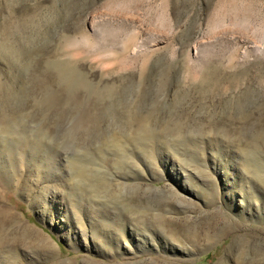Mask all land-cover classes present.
Returning <instances> with one entry per match:
<instances>
[{"label":"rangeland","instance_id":"obj_1","mask_svg":"<svg viewBox=\"0 0 264 264\" xmlns=\"http://www.w3.org/2000/svg\"><path fill=\"white\" fill-rule=\"evenodd\" d=\"M2 211L0 264H264V0H0Z\"/></svg>","mask_w":264,"mask_h":264},{"label":"bare ground","instance_id":"obj_2","mask_svg":"<svg viewBox=\"0 0 264 264\" xmlns=\"http://www.w3.org/2000/svg\"><path fill=\"white\" fill-rule=\"evenodd\" d=\"M8 218V214L7 213H5L4 211H2V212H0V227H1V223L4 221V220H6ZM22 235H21V237H20V239H30V237H31V234L28 232V231H22V233H21ZM215 234H210V233H208L207 234V236H209V238L211 237V240H212V238H213V236H214ZM237 239V238H236ZM1 240V239H0ZM1 242V241H0ZM228 257H226V259H227ZM228 261H226V260H223V262L221 263V264H228L227 263ZM238 264H243V263H238Z\"/></svg>","mask_w":264,"mask_h":264}]
</instances>
